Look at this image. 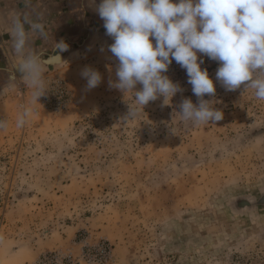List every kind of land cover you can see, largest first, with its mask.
I'll use <instances>...</instances> for the list:
<instances>
[{
  "label": "rangeland",
  "instance_id": "rangeland-1",
  "mask_svg": "<svg viewBox=\"0 0 264 264\" xmlns=\"http://www.w3.org/2000/svg\"><path fill=\"white\" fill-rule=\"evenodd\" d=\"M197 55L215 86L203 100L220 121L181 118L182 102L201 98L174 59L162 74L181 90L134 120L125 119L134 93L110 87L119 66L110 57H86L71 82L45 70V86L62 79L69 91L63 111L32 103L17 74L0 96V264H48L54 254L62 264H264V214L231 219L222 208L264 185V100L246 85L226 90L219 63ZM97 67L101 83L89 90L81 73Z\"/></svg>",
  "mask_w": 264,
  "mask_h": 264
},
{
  "label": "clouds",
  "instance_id": "clouds-1",
  "mask_svg": "<svg viewBox=\"0 0 264 264\" xmlns=\"http://www.w3.org/2000/svg\"><path fill=\"white\" fill-rule=\"evenodd\" d=\"M98 14L106 34L114 40L109 50L119 61L118 79L110 81V87L134 93L135 103L129 106L126 120L137 119L140 110L158 95L167 104L181 90L162 74L173 59L186 69L192 92L201 98L198 106L185 99L180 105L181 118L197 125L223 119L221 111L203 100L215 94V86L208 71L201 69L198 52L219 63L216 80L226 90L246 85L264 100V0H101ZM30 31L46 36L41 23H32ZM28 34L17 18L12 31L14 50L21 57L17 70L32 89V103H38L45 94L44 67L63 64L59 53L68 45L56 43V54L44 60L26 52ZM81 75L89 90L101 83L100 73L92 68H85ZM9 79L15 81L16 76ZM137 84L142 89L134 91ZM31 114V107H26L17 127ZM6 126L0 120V129Z\"/></svg>",
  "mask_w": 264,
  "mask_h": 264
},
{
  "label": "crops",
  "instance_id": "crops-1",
  "mask_svg": "<svg viewBox=\"0 0 264 264\" xmlns=\"http://www.w3.org/2000/svg\"><path fill=\"white\" fill-rule=\"evenodd\" d=\"M100 3L101 0H0V96L9 92V88L15 83L9 79L10 75L19 77L15 67L20 63L21 57L14 50L12 37L17 18L29 33L26 52L35 53L47 60L56 54V43L63 41L68 45L66 51L59 53L63 64L56 67L60 68L70 82L75 81L78 67L83 65L86 57L102 59L107 56L111 58L110 62L118 61L109 50L114 40L106 34L104 21L98 14ZM32 23L43 24L46 36L41 37L38 33L31 32ZM97 48L99 50L91 52V49ZM94 59L90 58L89 64H96L91 62ZM103 64L107 68L112 67ZM51 66L55 67L48 64L43 71ZM95 70L100 69L97 67ZM76 87L83 86L76 84ZM10 92L13 95L14 90Z\"/></svg>",
  "mask_w": 264,
  "mask_h": 264
},
{
  "label": "water",
  "instance_id": "water-1",
  "mask_svg": "<svg viewBox=\"0 0 264 264\" xmlns=\"http://www.w3.org/2000/svg\"><path fill=\"white\" fill-rule=\"evenodd\" d=\"M16 74H21L15 67ZM222 208L231 219L250 220L264 214V185L223 198Z\"/></svg>",
  "mask_w": 264,
  "mask_h": 264
},
{
  "label": "built area",
  "instance_id": "built-area-1",
  "mask_svg": "<svg viewBox=\"0 0 264 264\" xmlns=\"http://www.w3.org/2000/svg\"><path fill=\"white\" fill-rule=\"evenodd\" d=\"M69 91L62 79L52 80L45 86V94L39 98L38 104L46 109L63 111L69 103ZM48 264H62L58 254L50 256Z\"/></svg>",
  "mask_w": 264,
  "mask_h": 264
}]
</instances>
